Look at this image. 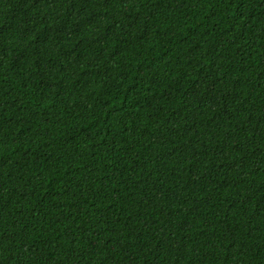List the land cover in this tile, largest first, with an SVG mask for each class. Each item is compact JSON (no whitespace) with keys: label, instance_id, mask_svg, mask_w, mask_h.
<instances>
[{"label":"trees","instance_id":"1","mask_svg":"<svg viewBox=\"0 0 264 264\" xmlns=\"http://www.w3.org/2000/svg\"><path fill=\"white\" fill-rule=\"evenodd\" d=\"M0 264H264V0H0Z\"/></svg>","mask_w":264,"mask_h":264}]
</instances>
